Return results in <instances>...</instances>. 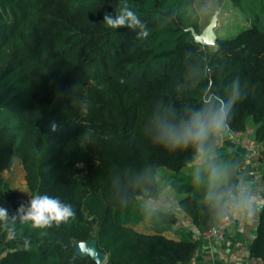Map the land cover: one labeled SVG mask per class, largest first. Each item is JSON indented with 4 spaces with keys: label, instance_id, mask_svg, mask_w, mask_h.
Returning <instances> with one entry per match:
<instances>
[{
    "label": "trees",
    "instance_id": "obj_1",
    "mask_svg": "<svg viewBox=\"0 0 264 264\" xmlns=\"http://www.w3.org/2000/svg\"><path fill=\"white\" fill-rule=\"evenodd\" d=\"M125 2L147 38H137L139 28L103 23ZM233 2L249 26L216 37L212 49L191 32L202 29L195 0H0V207L9 213L0 220L7 250L0 264H97L73 249L90 238L106 252L104 264L190 261L193 230L165 236L176 214L143 200L160 194L158 167L173 171L178 208L201 232L238 193L237 152L215 153L199 172L181 171L215 151L223 127L186 141L196 113L211 121L224 107V126L244 131L250 121L254 140L264 143V0ZM15 156L27 198L2 176ZM224 162L226 182H207ZM37 194L70 203L75 218L44 230L21 223L17 209ZM248 256L264 264V202Z\"/></svg>",
    "mask_w": 264,
    "mask_h": 264
},
{
    "label": "crops",
    "instance_id": "obj_2",
    "mask_svg": "<svg viewBox=\"0 0 264 264\" xmlns=\"http://www.w3.org/2000/svg\"><path fill=\"white\" fill-rule=\"evenodd\" d=\"M252 133V126L247 124V129L243 131V136L239 142L225 139L223 144L215 149L218 153H238L237 176L239 179V191L234 209V224L227 229L224 238L221 240H206L202 237H198L193 261L181 264L261 263L259 259L250 258L248 256V246L255 235L258 211L264 202V180L261 177V166L254 157V150L258 148L259 143L254 140ZM205 153L206 152H202L200 154L198 157L199 159L197 158V163L212 156V153ZM201 155L205 156L202 157ZM215 170H217V168ZM214 172L213 170L208 175L211 177ZM184 174L187 175V173ZM212 184L218 185L214 182H212ZM21 196L27 198L29 192ZM181 196L182 195H173L171 202L166 199L163 194L159 198L161 205L173 211L180 222L179 226L175 227L173 225L172 230L164 233L165 236L173 239H178L180 231L183 230H193V232H197L190 217L178 208L177 200ZM156 198L151 197L150 201H147L146 198L143 200L144 205L152 206ZM140 224L139 227L141 228H139L138 225L136 226L138 230H148L149 225L147 223ZM6 251L4 243L0 238V257L4 255Z\"/></svg>",
    "mask_w": 264,
    "mask_h": 264
},
{
    "label": "clouds",
    "instance_id": "obj_3",
    "mask_svg": "<svg viewBox=\"0 0 264 264\" xmlns=\"http://www.w3.org/2000/svg\"><path fill=\"white\" fill-rule=\"evenodd\" d=\"M103 23L110 29L121 27L139 28L140 32L137 33L139 39L147 38L149 34L145 25L126 2L119 7V12L115 16L105 14ZM226 115L227 110L224 107L211 118V121L207 120L203 113H196L191 122L185 127V140L202 142L207 137L210 127L219 128L224 126ZM51 129L56 131L57 125L53 123ZM17 216H19L21 223L30 224L32 229L44 230L53 226L59 227L62 223L68 222L70 219L75 218L76 212L70 203H62L59 199L47 194H37L30 198L27 207L23 203L19 206ZM8 217L7 209L0 207V220L7 221ZM13 219H16V217L14 216ZM41 234L46 233L42 232Z\"/></svg>",
    "mask_w": 264,
    "mask_h": 264
},
{
    "label": "rangeland",
    "instance_id": "obj_4",
    "mask_svg": "<svg viewBox=\"0 0 264 264\" xmlns=\"http://www.w3.org/2000/svg\"><path fill=\"white\" fill-rule=\"evenodd\" d=\"M233 1L234 0H195V8L200 17L201 32L210 25L213 17L215 18V24L212 27V31L218 38H231L247 28L249 26L248 20L240 10L234 6ZM206 45L212 49L215 48V43H207ZM247 124L251 125L252 128L254 127L250 121H248ZM201 156L204 157L205 155ZM199 164L200 163H197L196 160L189 166L184 167L181 171L187 174L199 172L201 170ZM225 167L226 162L220 164L217 167V170H214L215 172L211 177L209 175L207 176L206 181L210 183L214 182L218 185L225 183ZM2 176L8 188L17 192L19 195L28 194L29 191L26 187L25 172L18 157L15 156L13 158L11 168L3 171ZM174 176L175 173L165 167L157 168L156 179L159 185L160 194L158 195L159 197L156 198V201L153 202L152 207H163L159 202V198L162 194L165 195L166 199L170 202L172 201V197L173 195H176V192L170 188V181H172ZM139 225L141 224H138V227ZM104 263L105 261L102 264Z\"/></svg>",
    "mask_w": 264,
    "mask_h": 264
},
{
    "label": "built area",
    "instance_id": "obj_5",
    "mask_svg": "<svg viewBox=\"0 0 264 264\" xmlns=\"http://www.w3.org/2000/svg\"><path fill=\"white\" fill-rule=\"evenodd\" d=\"M205 71L207 75H210L209 68H205ZM211 84V80H209V85ZM216 139H215V147L219 148L225 139H230L235 142H239L241 140V137L243 136V131H235L229 129L227 126H223L222 128H219L216 132ZM254 157L259 162L261 166V177L264 180V143H259L258 148L254 150ZM237 195H231L230 201H228L225 204L223 215L216 221L214 225L209 227L208 229L204 231H197L193 232L191 237L193 240L197 241L198 237H202L206 240H221L224 238L225 233L229 227H231L234 222V209L236 205ZM147 201L151 200V197H148L146 199ZM175 227L180 225V222L178 219H176L175 223L173 224ZM195 256V252L193 256L191 257L190 261H193Z\"/></svg>",
    "mask_w": 264,
    "mask_h": 264
},
{
    "label": "water",
    "instance_id": "obj_6",
    "mask_svg": "<svg viewBox=\"0 0 264 264\" xmlns=\"http://www.w3.org/2000/svg\"><path fill=\"white\" fill-rule=\"evenodd\" d=\"M214 24L215 18L213 17L210 25L203 32L196 33L193 31V29H191L195 41L203 45H206L207 43H215L216 36L212 31V27L214 26ZM216 152L217 151H214L211 155L213 156ZM73 249L78 256H89L97 264H102L104 261L106 262L107 260L106 252L98 247L97 240L95 238H90L85 241H76L73 244Z\"/></svg>",
    "mask_w": 264,
    "mask_h": 264
}]
</instances>
